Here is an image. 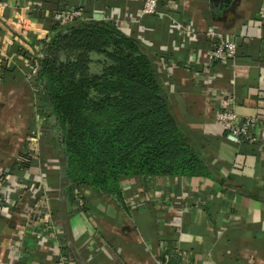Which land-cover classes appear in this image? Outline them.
<instances>
[{"label": "crops", "instance_id": "obj_1", "mask_svg": "<svg viewBox=\"0 0 264 264\" xmlns=\"http://www.w3.org/2000/svg\"><path fill=\"white\" fill-rule=\"evenodd\" d=\"M86 1L96 0H76ZM107 1L112 8L92 5L94 18L115 22L126 34L165 54H187L156 60L179 123L194 143L202 144L216 175L130 177L121 183V201L86 190L85 206L78 209L61 187V162L42 137L43 164L39 157H27L28 178L34 180V188L50 189L53 219L63 235L59 241L32 232L21 236L16 207L5 204L0 210V262L55 264L57 244L76 264H264V148L254 154L242 143L228 141L213 122L229 92L235 95L239 115L264 121V0H236L222 9L220 0H161L164 17L139 20L141 0ZM40 6V0L0 1V69L28 65L16 53V46L23 45L22 31L39 49L38 41L49 33L45 20L33 11ZM170 10H180L188 19L173 16ZM43 15L49 16V10ZM21 16L25 19L19 22ZM172 19L200 32L216 26L234 37L235 65L216 63L206 74L205 41L173 30ZM153 32L160 34L153 37ZM193 55L196 61L188 65ZM14 76L0 78V169L8 168L14 178L24 179L15 158L25 150L24 137L35 127L36 108H31L27 75ZM40 119L47 121L43 115ZM260 126L252 131L257 133ZM31 200L25 195L22 203L30 207Z\"/></svg>", "mask_w": 264, "mask_h": 264}, {"label": "trees", "instance_id": "obj_2", "mask_svg": "<svg viewBox=\"0 0 264 264\" xmlns=\"http://www.w3.org/2000/svg\"><path fill=\"white\" fill-rule=\"evenodd\" d=\"M40 3L33 11L45 20L49 33L38 41L37 50L20 36L19 41L28 47L18 44L16 53L28 65L18 70L2 67L0 78L11 73L15 79L27 75L31 108L47 117L42 137L49 140L61 162V187L73 196L75 206V190L84 201L82 208L86 190L121 201V183L130 177L216 175L202 144L194 143L179 123L157 63L187 54H165L148 47L109 20L59 24L53 18L54 13L71 8H82L91 16L93 6L112 8L107 0ZM45 10L50 12L47 18ZM170 13L181 15L180 10ZM158 34L153 32V37ZM205 43L208 47L209 42ZM236 59L237 54L234 63ZM94 63L100 67L98 72H92ZM108 112L111 116H106ZM88 113L89 121L85 120ZM241 145L258 154L264 141Z\"/></svg>", "mask_w": 264, "mask_h": 264}, {"label": "built area", "instance_id": "obj_3", "mask_svg": "<svg viewBox=\"0 0 264 264\" xmlns=\"http://www.w3.org/2000/svg\"><path fill=\"white\" fill-rule=\"evenodd\" d=\"M161 0H141L142 4L136 18L141 19L144 16H159L164 17L165 12L160 7ZM30 10V4L25 6V11ZM97 19L94 15L88 16L85 14L82 8H71L55 13V20L59 24H66L72 22L75 19ZM25 16L19 18V22L23 21ZM97 20H108L105 18ZM110 21V20H109ZM170 26L173 30L181 33L188 39H203L205 42H209V46L206 48V61L204 63V70L206 74H209V70L212 65L216 63L220 64H232L235 65L234 60L237 54L238 45L236 39L231 36H225L216 26H208L200 32L195 26H188L181 24L178 21L172 19L169 20ZM115 24V22H113ZM116 25V24H115ZM22 36H26L21 32ZM196 61L193 55L186 63ZM36 68H32L31 73L35 74ZM35 127L29 134L24 137L26 143L25 150L15 158V162L26 174L24 179L14 178L13 174L8 168L0 169V210L7 205H14L16 218L19 223V234L24 236L27 232H32L39 237L41 234L47 236L53 235L57 241L63 235L62 229L53 219V208L49 202V191L46 186L34 188V180L28 178L27 171L29 170L26 165L27 157L36 156L41 159V140L43 133L44 121L40 119V114L36 113ZM214 124L219 127L225 135V138L235 144L238 143H256L264 141V121L260 122L257 117H243L235 110V95L233 93H224L221 99V105L214 112ZM261 125L258 132H253L252 128L256 124ZM24 153V154H23ZM43 160L41 159V163ZM43 164V163H42ZM41 191V192H40ZM40 194H37L39 193ZM76 195V208L81 209L83 206V199L81 194L75 190ZM25 195H29L32 200L30 201V207L23 204L22 201ZM11 197H15V200H11ZM55 264H76L69 260L64 251L56 244L54 251ZM0 264H3L0 262Z\"/></svg>", "mask_w": 264, "mask_h": 264}, {"label": "rangeland", "instance_id": "obj_4", "mask_svg": "<svg viewBox=\"0 0 264 264\" xmlns=\"http://www.w3.org/2000/svg\"><path fill=\"white\" fill-rule=\"evenodd\" d=\"M25 48H27L28 47V44L27 43H25L24 45H23ZM22 58V57H21ZM94 58H97V56L95 55V57ZM23 59V58H22ZM26 61V60H25ZM99 69H100V67L97 65V64H92V72H98L99 71ZM111 112H108L107 113V115L106 116H111ZM90 116H91V114L90 113H88V114H86V119L85 120H87V121H89L90 120Z\"/></svg>", "mask_w": 264, "mask_h": 264}, {"label": "water", "instance_id": "obj_5", "mask_svg": "<svg viewBox=\"0 0 264 264\" xmlns=\"http://www.w3.org/2000/svg\"><path fill=\"white\" fill-rule=\"evenodd\" d=\"M236 0H220V9L222 8H228L230 5L235 4Z\"/></svg>", "mask_w": 264, "mask_h": 264}]
</instances>
